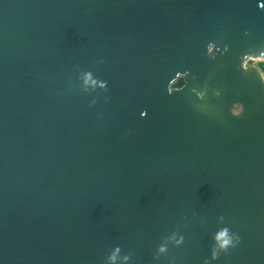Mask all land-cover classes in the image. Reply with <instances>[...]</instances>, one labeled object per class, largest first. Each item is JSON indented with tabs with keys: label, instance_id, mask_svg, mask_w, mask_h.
<instances>
[{
	"label": "water",
	"instance_id": "obj_1",
	"mask_svg": "<svg viewBox=\"0 0 264 264\" xmlns=\"http://www.w3.org/2000/svg\"><path fill=\"white\" fill-rule=\"evenodd\" d=\"M250 59L264 0H0V264H264Z\"/></svg>",
	"mask_w": 264,
	"mask_h": 264
},
{
	"label": "clouds",
	"instance_id": "obj_2",
	"mask_svg": "<svg viewBox=\"0 0 264 264\" xmlns=\"http://www.w3.org/2000/svg\"><path fill=\"white\" fill-rule=\"evenodd\" d=\"M215 242L220 251H226L230 247L234 246V237L229 235V230L227 228L219 231L215 236ZM218 257L217 252H213L212 259L215 260Z\"/></svg>",
	"mask_w": 264,
	"mask_h": 264
},
{
	"label": "flooded vegetation",
	"instance_id": "obj_3",
	"mask_svg": "<svg viewBox=\"0 0 264 264\" xmlns=\"http://www.w3.org/2000/svg\"><path fill=\"white\" fill-rule=\"evenodd\" d=\"M248 62L246 63L245 67L249 66ZM184 85V79L181 76H178L170 85V89H180ZM234 112L238 110V106L233 107Z\"/></svg>",
	"mask_w": 264,
	"mask_h": 264
},
{
	"label": "rangeland",
	"instance_id": "obj_4",
	"mask_svg": "<svg viewBox=\"0 0 264 264\" xmlns=\"http://www.w3.org/2000/svg\"><path fill=\"white\" fill-rule=\"evenodd\" d=\"M248 63L251 64V65H254V66L258 67L259 64L262 63V60H259V59H250V60L248 61ZM258 68H259V67H258Z\"/></svg>",
	"mask_w": 264,
	"mask_h": 264
},
{
	"label": "trees",
	"instance_id": "obj_5",
	"mask_svg": "<svg viewBox=\"0 0 264 264\" xmlns=\"http://www.w3.org/2000/svg\"><path fill=\"white\" fill-rule=\"evenodd\" d=\"M258 67L261 70V72L264 74V62L260 63Z\"/></svg>",
	"mask_w": 264,
	"mask_h": 264
}]
</instances>
